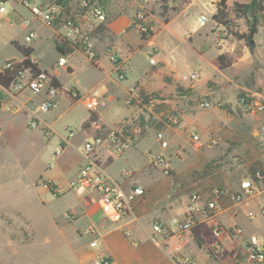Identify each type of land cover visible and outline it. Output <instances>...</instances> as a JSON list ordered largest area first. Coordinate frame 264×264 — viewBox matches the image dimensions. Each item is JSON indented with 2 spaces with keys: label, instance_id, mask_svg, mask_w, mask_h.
<instances>
[{
  "label": "rangeland",
  "instance_id": "374dc122",
  "mask_svg": "<svg viewBox=\"0 0 264 264\" xmlns=\"http://www.w3.org/2000/svg\"><path fill=\"white\" fill-rule=\"evenodd\" d=\"M222 1L223 16L217 13ZM250 2L102 0L103 7L109 6V11H104L106 21L124 12L131 17V28L138 35V24L148 28L146 33L156 34V43L138 51L127 63L122 72L124 80L119 79L118 72L107 78L89 61L76 64L74 57L68 58L75 66L73 75H69L57 67L60 55L54 43L60 39V32L32 23L38 34V40L31 45L33 57L42 69L52 71L63 88L77 89L79 93L76 90L77 100H71L70 108L69 101L62 97L59 107L48 113H33L35 103L31 111L17 107L19 110L11 117L2 118L0 264H89L88 243L92 236L86 231L92 227L100 228L102 234L98 254L124 264L129 253L135 257L147 252V258L138 255L133 264H156V254L166 250L169 243L152 235V223L167 224L174 217L181 218L193 191L207 193L212 187H221L231 193L240 180L264 171V143L258 136L264 113L250 115L245 110L248 105H264L263 15L243 7ZM63 3H67L64 8L77 12L71 0ZM6 9L5 14H0V67L9 59L20 58L10 43L25 45L27 29L22 21L30 18L19 5L14 4L13 13L9 6ZM200 14L210 18L202 28L196 24ZM254 15L257 33L253 37L255 49L250 52L239 36L248 33ZM161 56L170 61L169 71H162V63H158ZM219 56L225 66L222 69L215 64ZM100 67L106 73L113 69L107 54L101 56ZM192 70L199 71L197 81H182L181 77ZM140 71L147 75L131 87ZM204 101L210 104L208 108L200 107ZM63 111L65 114L58 118ZM91 113L95 122L100 115L108 126L89 122ZM35 117L39 129L29 127ZM44 129L49 136L44 135ZM111 129L139 131L141 136L123 154L108 151V162L99 163L106 167L112 161L107 172L124 188L127 184L121 183L120 174L132 169L130 183L147 191L143 199L133 201L132 218L120 224L104 222L95 198H80L69 188L85 162L81 146L84 138L90 134L100 136ZM193 132L218 139V145L195 146L190 141ZM158 133L167 142L166 155L173 169L170 177L148 163L150 157L162 153L155 139ZM167 206L171 212L165 218L157 217L156 212ZM263 206V196L254 198L252 213ZM95 218L100 225L94 224ZM262 220L252 219L246 230L254 228L260 234ZM199 230L198 235L208 234L204 227ZM210 259L212 264H229L227 260Z\"/></svg>",
  "mask_w": 264,
  "mask_h": 264
},
{
  "label": "built area",
  "instance_id": "2783aa9c",
  "mask_svg": "<svg viewBox=\"0 0 264 264\" xmlns=\"http://www.w3.org/2000/svg\"><path fill=\"white\" fill-rule=\"evenodd\" d=\"M77 12L67 10L55 0H39L36 4L34 0H0V14H5L6 6L10 7L11 13L14 12V4L25 9L30 18L22 21L24 28L27 29L24 36L25 46L31 45L38 40V34L33 29L34 21L42 24L54 32L62 33V38L70 43L74 52H78L84 58L94 63L97 60V51L94 42V28L90 21L100 25L106 22V16L103 5L98 0H71ZM13 5V6H12ZM140 19V16H137ZM210 18L205 14H200L196 19L198 27H205ZM89 22V23H88ZM140 32H147L145 26L137 25ZM1 31V24H0ZM60 37V34H59ZM107 59L116 69L120 80L125 76L120 72L119 58L111 49L106 50ZM37 63L36 61L32 60ZM67 56L60 55L57 61V67H65ZM154 65L155 61L150 60ZM10 64L4 63L0 68H7ZM199 71L192 70L181 77L182 81L193 83L197 81ZM55 80L49 72H39L32 75L29 69L24 70L15 78L8 87L0 85V106L3 96L15 97L21 93H28L35 98H39L36 110L33 113H48L59 107L62 95H66L70 100H77V91L75 89H62L55 85ZM134 91L133 88L130 89ZM130 100H127V103ZM210 104L206 101L200 104L201 108H208ZM250 115L264 113L263 104L248 105L245 108ZM38 119H31L29 127L39 129ZM49 131L44 129V135L49 136ZM72 134H70L71 136ZM140 132L123 133L114 129L109 130L100 136H87L82 141L83 166L80 167L76 177L69 182V188L75 194L84 199L95 198L100 209L101 217L104 222L120 224L130 215H132V203L137 199L145 197L146 190L135 183H130L133 177V170L127 169L120 176L123 178L121 183H126L122 187L115 177L106 171L103 164L99 163L96 155L102 148L111 151L114 155L123 154L126 150L134 146L140 139ZM259 140L264 143V123L258 130ZM162 150V153L155 154L148 159V163L157 167L161 174L170 177L172 165L166 155L167 142L162 133L156 134L155 138ZM190 141L197 147L218 145V139L214 137H203L200 133L193 132L190 135ZM264 197V171H257L251 176L240 180L237 189L234 192H228L221 187H212L207 193L193 191L185 206L181 218L174 217L169 223L164 224L156 221L151 224V232L157 238L170 236L179 240L184 233H190L194 229L204 227L209 236L207 240V252L212 259L218 261L225 256V249L222 246L221 239L227 236L231 241L238 240L242 235V229L238 226L224 228L219 220L221 202L226 198L230 199L235 205H244L248 207L254 198ZM256 217L264 218V206L260 207L256 213L248 214L249 220ZM92 236L88 243L91 253L89 264H113L112 257L103 253L98 254L96 250L102 243V234L100 228L92 227L86 231ZM156 244V243H155ZM233 264H264V231L260 234L250 235L244 246L234 248L231 252ZM174 264H197L190 256L177 254L174 257Z\"/></svg>",
  "mask_w": 264,
  "mask_h": 264
},
{
  "label": "crops",
  "instance_id": "0c3cea01",
  "mask_svg": "<svg viewBox=\"0 0 264 264\" xmlns=\"http://www.w3.org/2000/svg\"><path fill=\"white\" fill-rule=\"evenodd\" d=\"M98 1L100 3L102 2V0H98ZM103 8H104L105 12L109 11V6L107 4H106V6L104 5ZM70 11H72V10H70ZM90 24L93 28H96V26H97V24H95L93 22H91ZM104 26L106 27V30L104 32L94 31L93 36H94V42H95V47H96V51H97L98 56H97V60L93 63V65H96L100 69L101 72H104L106 74L107 78H111L110 76L114 72H117L116 69L114 68V66H113V69H111L109 73H106L100 67L101 56L106 54V50L108 48H111L117 54L119 61H120V64H119V68L121 69L120 71L124 73L125 72L124 69H125L127 63L132 59L134 54H136L138 51L143 50L145 48L152 47L156 43L154 41L156 38V34L152 35V37L149 40L142 41L140 39V35H138V33L131 28V17L124 12H120L117 15H114L110 18H107V21H106V23H104ZM62 33L63 32L60 30V39H63L61 36ZM34 52H33V54H34ZM33 54L31 57L32 60L37 62L38 67L41 70H44L40 67L39 60H37V58L33 57ZM69 57L70 58H73V57L76 58V60H75L76 64L81 63L84 60L87 61L84 58V56L78 52H73V53L67 55V63L65 65V67H60V68H62V69L64 68V70L67 71L69 73V75H73L74 67H75L73 64L68 62ZM12 59L19 61L22 59V57L20 55L19 59L18 58H12ZM9 60H11V59H9ZM158 63H162V67H161L162 71L163 70L169 71V65H167V63L170 64V61L166 57L161 56ZM152 67H153V65H152ZM46 71L49 72L54 78H56L57 81H59L58 78L53 75L52 71H48V70H46ZM170 71H173V70H170ZM146 73H147L146 71H144V72L140 71L138 76L134 79V83L132 84L131 87H134V85L137 81H139L142 77L146 76L147 75ZM59 82H60V87L62 89H65V88H63L62 82L61 81H59ZM78 93H79V91H78ZM62 97L65 100L67 99L69 101V103H70L69 108H70L72 106L71 100L66 95H62ZM38 102H39V98H35L28 93H21V94H18L12 98L9 96H3L2 105L0 106V136H1V130H2V118L8 119L9 117H11V115H12L11 113H16V111H18L19 109H25V110L31 111V110H33V109H31V107L35 103L38 104ZM17 107L19 109H17ZM8 112H10V113H8ZM64 114H65V111L61 112L58 115V118H61ZM41 122L47 126L51 125V124L46 123L45 121H42V120H41ZM95 123H98L97 125H100V124L106 125V123H104L103 120L101 119L100 115L97 118V121ZM106 126H108V125H106ZM88 136H93V135L90 134ZM96 157H97L98 161H100L102 163H107L109 158L111 157V155L109 154V152L106 149L102 148L101 150L98 151ZM111 163H112V161L106 165V167H105L106 171H107V168L110 166ZM237 186H238V184L233 189V192L237 189ZM147 190L149 191V189H147ZM252 202L249 204L248 207H244V205H235V204H233V202L229 198L228 199L226 198L225 200H223L221 202L222 208L219 212V217H218L221 224L226 229L230 228L232 226H238L242 229L243 233L239 237V239L235 240V241H231L227 236L222 237L221 242H222L223 248L225 249V256H223L221 259H219V261L227 260L229 262V264H233V260H232L233 258H232V255L230 252L234 248L244 246L247 243V239L250 235H253V234H256L259 232V230H257V229L255 230L254 228H253V230H250V231L246 230V228H245L246 226L250 227V224L252 223L251 220H249V218H248V214L252 213V208H251ZM184 211H185V208H184L183 212ZM167 212H171L170 206H167L164 209H160V211L156 212L157 217L165 218V216L167 215ZM85 213L89 214L88 209H86ZM98 213L100 214L99 206H98ZM132 216H133V213H132V215H130L126 219H130V218H132ZM262 219L263 220L260 221V226H261L260 233H262L264 231V218H262ZM93 222H94V224L100 223V222L97 223V218H95V220ZM101 227H102V225H101ZM208 236H209V234H204V233L200 232L199 240L201 243V247L194 240L193 231L190 233L182 234V236L179 240H176L172 237L168 238L167 240L164 238H161V240H162L161 242L167 241L169 243V246L167 247L166 250L161 251L160 253L156 254V256H155L156 264H165L166 261L167 262L172 261V264H174V257L177 254H183V255L190 256L192 259H194V261L197 264H212L209 261V259L211 257L207 252ZM225 243L227 244L226 246H225ZM201 250H203L206 254L202 253ZM87 251L84 253L87 254ZM88 252L90 253V251H88ZM142 253L143 254H138V253L137 254L139 256H141L142 258H147L146 257L147 252H142ZM137 254H135V255H137ZM128 255L130 257L126 256V261L124 264H133L134 263L133 259L134 258L138 259V255L135 257H133V255L130 253ZM112 260H113V264H116L115 260L113 258H112Z\"/></svg>",
  "mask_w": 264,
  "mask_h": 264
},
{
  "label": "trees",
  "instance_id": "16d2710c",
  "mask_svg": "<svg viewBox=\"0 0 264 264\" xmlns=\"http://www.w3.org/2000/svg\"><path fill=\"white\" fill-rule=\"evenodd\" d=\"M57 3L62 4L64 7L67 5V3H63V0H55ZM264 1V0H263ZM262 1V2H263ZM261 0H251L250 4L243 6L246 10L256 11L262 13V22H263V28H264V5ZM222 8H217V13L223 16V8H225V2H221ZM241 7V6H238ZM69 10V8H67ZM163 10H166V7L163 6ZM214 19H217V14L213 16ZM148 29V28H147ZM106 30V27L104 24L97 25L96 28H94V31H100L104 32ZM257 33V25H256V17L255 15L252 18V22L250 24L248 33L246 35L239 36V39L244 40L246 47L250 52H253L255 49V42H254V35ZM140 39L142 41H147L152 37V33L149 31L146 32H140ZM21 55V60H15L11 59L6 61V63L10 64L7 68H0V85L2 87H8L9 84L19 76L21 72H23L26 69H29L32 75H37L39 72H47L46 70H41L38 67V64L32 61V54L34 52V49L32 47H27L25 45L19 44L17 41H11L10 43ZM54 47L56 52L59 55H69L74 52V48L70 45L69 42L63 39H57L54 43ZM222 57L219 56L217 59H215V64L220 69L224 68V64L222 62ZM93 64V63H92ZM55 85L60 86L58 81L55 80ZM89 122H95L94 114H90ZM199 228L193 230V238L196 241L198 245H201L199 240Z\"/></svg>",
  "mask_w": 264,
  "mask_h": 264
}]
</instances>
